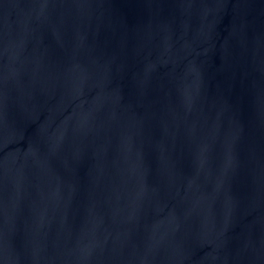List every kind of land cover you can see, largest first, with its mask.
Returning <instances> with one entry per match:
<instances>
[{"label":"water","instance_id":"95a60500","mask_svg":"<svg viewBox=\"0 0 264 264\" xmlns=\"http://www.w3.org/2000/svg\"><path fill=\"white\" fill-rule=\"evenodd\" d=\"M0 264H264V0H0Z\"/></svg>","mask_w":264,"mask_h":264}]
</instances>
